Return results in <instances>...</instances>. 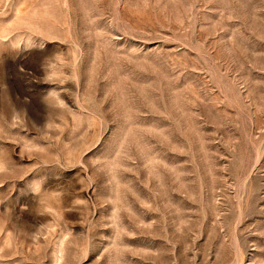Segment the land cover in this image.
Returning a JSON list of instances; mask_svg holds the SVG:
<instances>
[{"label":"rangeland","instance_id":"1","mask_svg":"<svg viewBox=\"0 0 264 264\" xmlns=\"http://www.w3.org/2000/svg\"><path fill=\"white\" fill-rule=\"evenodd\" d=\"M0 264H264V0H0Z\"/></svg>","mask_w":264,"mask_h":264}]
</instances>
